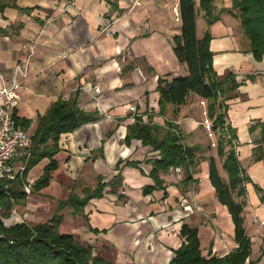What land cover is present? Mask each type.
<instances>
[{"label":"crops","instance_id":"1","mask_svg":"<svg viewBox=\"0 0 264 264\" xmlns=\"http://www.w3.org/2000/svg\"><path fill=\"white\" fill-rule=\"evenodd\" d=\"M195 1L197 34H211L218 77L230 72L238 83L224 102L227 121L238 135V158L252 180L246 184L244 210L252 243L246 264H264V191L255 186L264 189V159H253L264 122V56L255 59L240 19L225 11L232 0H213L219 18L211 25L200 0ZM0 5V74L6 83L22 80L15 107L20 125L29 120L25 130L32 136L58 99L74 98L80 109L98 117L60 135L58 168L41 189L69 190L64 200L96 194L82 213L69 207L70 217L79 219L69 233L112 264H170L185 240L184 223L198 228L203 255L235 251L234 222L209 178L208 158H216L217 151L209 148L208 101L190 92L184 104H168L160 112L158 79L188 73L173 50L181 26L179 0H0ZM199 16L205 23L202 33ZM138 118L162 128L173 121L184 142L199 147L188 178L169 169L160 173L159 183L153 179L148 159L160 158L159 151L138 138L126 141ZM49 161L42 159L28 175L36 181Z\"/></svg>","mask_w":264,"mask_h":264},{"label":"trees","instance_id":"2","mask_svg":"<svg viewBox=\"0 0 264 264\" xmlns=\"http://www.w3.org/2000/svg\"><path fill=\"white\" fill-rule=\"evenodd\" d=\"M3 8L4 5H0V10ZM199 8L204 10L208 25L218 20L213 0H200ZM198 11L195 0H179L181 26L180 32L173 36V50L178 61L187 65L188 73L170 79H158L160 112L163 113L168 104H184L190 92L208 101L207 115L213 121L211 130L217 135V155L223 159L222 168L227 174V179L222 177L216 158L210 156L209 178L218 200L226 205L232 217L239 246L227 255L207 257L201 250L198 228L184 223L180 233L185 240L174 251L170 264H246L252 243L244 226V210L247 206L246 184L252 180L238 158V135L227 121L228 106L224 102L227 94L238 87V83L235 74L230 72L223 79L218 77L213 66L214 54L210 49L211 34L209 30L203 37L197 34ZM225 11L240 19L243 32L250 41V51L256 60H262L264 0H232V7ZM229 83L232 85L229 86ZM97 120L95 114L80 109L74 98L58 99L48 113L40 117L39 125L32 135V157L26 171L15 179H0V264H112L94 255L92 245H85L74 234L61 230L64 216L58 211L72 207L74 214L82 213L89 199L96 194H87L83 198L71 195L59 203L58 211L46 222L29 224L22 221L8 225L4 222V217L10 215L14 205L26 199L28 172L44 158L50 161L32 189L39 191L50 184L52 173L58 168L55 155L60 150V135ZM21 123L25 129L29 120L23 119ZM260 125V138L253 151V159L256 161L264 159V122H260ZM131 138L141 139L143 144L159 151L160 158L148 159L152 164L150 175L157 183L161 181V172H168L171 167L180 165L185 167V178H188L191 167L198 162L199 147L186 144L173 121H167V127L162 128L138 118L129 128L126 141ZM255 186L259 192L264 191L260 186ZM91 230L97 231L93 228ZM249 264L254 263L250 261Z\"/></svg>","mask_w":264,"mask_h":264},{"label":"built area","instance_id":"3","mask_svg":"<svg viewBox=\"0 0 264 264\" xmlns=\"http://www.w3.org/2000/svg\"><path fill=\"white\" fill-rule=\"evenodd\" d=\"M75 1L78 0H71L72 3ZM17 69L21 76L26 75L20 66ZM22 87L20 77L6 83L0 74V179L22 176L32 157V136L20 125L15 113ZM96 91L100 89L96 87ZM129 110L136 112L137 108L130 105ZM170 170L180 178L186 173L185 167L181 165Z\"/></svg>","mask_w":264,"mask_h":264},{"label":"rangeland","instance_id":"4","mask_svg":"<svg viewBox=\"0 0 264 264\" xmlns=\"http://www.w3.org/2000/svg\"><path fill=\"white\" fill-rule=\"evenodd\" d=\"M203 19L201 16L198 17V24L201 22L204 24L203 26L199 25V32L202 33L203 29L205 27V23L202 22ZM245 37V35H244ZM247 38V37H246ZM206 128L208 130L207 136H208V142L211 143L210 149H213L214 152L217 151L216 148V142H217V135L214 134L211 130V124L206 122ZM216 154V161L218 167H220V172L223 174V170L221 169L223 159ZM224 178L226 179L225 173L223 174ZM35 177L28 175V179L30 182H28L25 186L26 191H28V195L26 199L18 204H15L12 208L10 215L4 217L5 224H11L15 222H22L26 221L29 224H36L39 222H46L50 220L53 215L58 211L59 202L61 200H64L65 197L68 195V191L62 192L61 190H41V191H33L32 185L35 182ZM31 183V184H30ZM75 192L80 193L81 190H74ZM81 195V193H80ZM70 208L66 207L65 209H62L58 211V213L63 214L64 219L62 222L61 230L63 232H69L70 229L75 228L76 223L79 222V219H72L70 216H72L70 213ZM264 239V238H263ZM80 240V239H79ZM81 243L86 245V242L83 240H80ZM264 245V241H263ZM93 254L95 255L94 251ZM98 256V255H96Z\"/></svg>","mask_w":264,"mask_h":264}]
</instances>
